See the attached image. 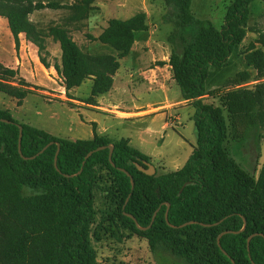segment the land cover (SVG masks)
<instances>
[{"label":"trees","instance_id":"obj_1","mask_svg":"<svg viewBox=\"0 0 264 264\" xmlns=\"http://www.w3.org/2000/svg\"><path fill=\"white\" fill-rule=\"evenodd\" d=\"M162 1L173 9L176 25L169 36L172 76L182 99L196 108L197 137L191 154L181 167L149 175L137 163L146 167L144 162H152L151 157L128 138L99 134L93 127L92 138L71 140L20 122L9 109L0 108V118L11 121H0V264H99L90 244L97 214L96 189L114 205L113 234L118 236L123 227L146 239L153 253L164 250L186 264H264V163L256 177L226 147L230 135L238 140L254 125L264 129V82L244 85L264 77V48H256L246 58L247 65L257 70L256 78L241 70L237 82L206 88L210 67H222L246 37L254 0H230L220 27L198 17L193 0ZM94 2L85 0L89 6ZM45 6L59 5L0 0V16L7 20L16 42L24 33L38 47L46 67L50 66L46 37L58 41L61 64L54 66L62 85L68 91L91 79L92 92L86 101L95 104L96 96L111 89L120 59L130 53L136 33L149 30L147 13L110 18L102 32L90 38L110 46L114 53H91L80 47L65 26L51 25L45 31L30 19L34 10ZM257 32V42L264 47V32ZM17 76V70L0 63V92L21 105L32 90L23 88L27 84L23 78L20 86L12 84ZM205 97L216 99L217 104ZM19 125L24 156L35 155L52 143L34 158H24L18 151ZM109 144L114 146L115 165L108 147L85 160L89 151ZM120 168L130 172L134 187ZM126 213L140 226L149 227L139 229ZM227 230L232 232L222 234L220 247L218 236Z\"/></svg>","mask_w":264,"mask_h":264},{"label":"rangeland","instance_id":"obj_2","mask_svg":"<svg viewBox=\"0 0 264 264\" xmlns=\"http://www.w3.org/2000/svg\"><path fill=\"white\" fill-rule=\"evenodd\" d=\"M65 3L57 8L46 9L40 17L42 29L45 31L54 23H63L67 14L81 10L94 17L95 24L85 23L71 24L70 33L74 40L85 51L91 53L111 52L113 49L97 40L91 39L94 33H98L112 17L128 18L139 11H145L148 15L150 30L137 32L138 36L148 33L152 40L159 45L146 47L159 52L160 59L151 60V54L146 52L143 58L131 52L120 59V68L114 76L115 97L125 99L129 105L139 107L157 106L169 101L182 99L179 85L174 81L171 69H166V61L171 49L169 36L176 30L173 21L172 8L162 0H95L89 6L85 0H62ZM230 0H193L192 8L198 17L210 19L216 27L224 22L226 5ZM249 30L241 44L234 49L228 61L222 67L211 66L206 81L207 90L237 82V73L248 70L252 77H257V70L248 66L246 58L251 56L256 48H264L257 42L260 29L264 32V0H254L250 3ZM88 19V18H87ZM157 25V26H155ZM54 43V41H53ZM52 45V44H51ZM157 49V50H156ZM163 52V54H162ZM159 66L161 68H159ZM144 70L142 75L141 70ZM17 76L12 84L20 86L21 80ZM47 78L44 75V79ZM57 82L59 78L56 76ZM24 79V78H23ZM25 80V79H24ZM26 81V80H25ZM27 84H31L26 81ZM258 82H264V77L252 80L244 85L252 86ZM24 85L29 92L21 105H17V99L6 93L0 92V108L9 109L15 119L23 123H29L44 129L59 137L76 139H89L93 136V124L97 127L111 126L109 133L113 138L130 135L136 146L134 136L137 134H125L126 125L131 124V131L136 133L142 129H160L161 125L168 121L169 126L161 134H152V142L144 147V151L152 153V163L158 172H167L181 167L192 152V145L196 143V126L194 114L196 111L193 103L180 102L172 108H166L152 115L130 120H120L112 114L84 107L65 100L56 99L46 92L44 85ZM166 84V89L162 87ZM48 89V88H47ZM92 92V81L86 79L79 86L74 87L70 94L77 100L86 101ZM108 95L104 94L102 98ZM49 98H54L50 99ZM206 101L217 100L205 97ZM130 131V130H129ZM150 134H146L148 137ZM226 147L236 161L248 172L258 176L264 163V129L254 125L248 129L242 139H234L229 136ZM96 218L91 228L90 244L96 249L99 264H186L180 258L170 253L159 250L156 253L150 251L147 240L133 235L129 230L121 227L120 233L113 234L111 229L114 209L113 203L106 198L101 189L95 190Z\"/></svg>","mask_w":264,"mask_h":264},{"label":"crops","instance_id":"obj_3","mask_svg":"<svg viewBox=\"0 0 264 264\" xmlns=\"http://www.w3.org/2000/svg\"><path fill=\"white\" fill-rule=\"evenodd\" d=\"M31 1L33 3L42 2L44 4L53 2V3L58 4L59 6L65 3L62 0H31ZM50 8H57V6L56 7L45 6L43 8L36 9L30 14V19L38 27L44 28L42 27V24L40 22V17L43 15L46 9H50ZM93 19L95 18L89 17L88 13H87V16H84L81 10H79V11L71 12L70 14H67L65 21L63 23L57 22V23H54L53 25H62L70 30L72 23L78 26L81 23L84 24L86 21V23H91V24L93 23L94 25L96 21L95 20L93 21ZM106 26L107 24L104 25V27ZM102 30L103 28L100 29L98 33H94V36H98L102 32ZM156 45H159V43L156 40H152L149 37L148 33L146 35H141V36H138V33H136V39L132 45L130 53L134 52L138 56L142 57L144 53L149 52L151 54V60L155 61L156 59L161 58L160 56H158L160 55L158 54L160 51L156 52L152 48L146 49V47H151V46H156ZM46 49L50 53V55L47 57V60L50 62L49 67H46L41 62L38 47L33 42L28 40L24 33L19 34L18 42H16L9 28L7 20L0 16V63L3 64L4 66L17 70L18 76L24 78L26 81L30 82L31 84L44 85L46 88L44 90L46 92H49L54 97H56V99L69 101V102L80 105V107L84 106V107L94 108V109L103 111L105 113L112 114L114 117L120 120H125V119L130 120L133 118H141L147 115L159 113L163 109L172 108L174 105L180 102L191 103V101L181 99L179 101H169L167 103L159 104L157 106H150L146 108L139 107L137 105H129L125 99H120V98L115 97L114 82H113L111 89L108 92L104 93V94H107L108 96L106 98H102L104 94L96 96L95 104L88 103L87 101H84V100H81V101L77 100L70 94L73 88L66 91L65 87L62 85V79L59 76L54 66L55 64H61L60 43L58 41H55L51 36H47L46 37ZM170 53H171V49H170ZM170 53L168 56H165V54L163 55L166 61H162L163 62L162 64H164L166 69L168 68L171 69V65L168 63ZM159 68L161 67L159 66ZM144 72L146 71L143 68V70H141L140 75H142ZM44 75H46L47 78L44 79ZM56 76L59 78V83L57 82ZM174 81L175 80L173 78V82ZM30 87L33 88V85ZM162 87L166 89L167 85L163 84ZM50 99H54V98H49V100ZM91 123L93 124V127H95L96 131L99 134H107L110 137H112L109 133L111 126L110 127L103 126L100 128V127H97L98 123L95 122L94 120L91 121ZM169 126H171V124L168 121H165V123L161 125L160 129L146 128V129L138 130L136 133H134L131 131L132 125L131 124L126 125L125 128H126L127 133L125 134H137L136 136H134V138H135V141L139 144V146L134 145L133 143L134 141L130 135H124L119 138H122V137L128 138L132 146L146 153L152 159V153L145 152L144 147H146L148 143L152 142V136H151L152 134H161L162 133L161 131H166V129ZM146 134H150V135L147 137ZM93 135H94V131H93ZM119 138H115V139H119Z\"/></svg>","mask_w":264,"mask_h":264},{"label":"water","instance_id":"obj_4","mask_svg":"<svg viewBox=\"0 0 264 264\" xmlns=\"http://www.w3.org/2000/svg\"><path fill=\"white\" fill-rule=\"evenodd\" d=\"M0 121H5V122H11L10 120H8V119H4V118H0ZM19 128H20V132H19V141H18V151H19V153L21 154V156H23L24 158H34L36 155H38V154H40L41 152H43L52 142H50V143H48L47 145H45L44 146V148H42L37 154H35V155H32V156H29V157H26V156H24L23 155V153H22V149H21V142H22V136H23V128H22V126L21 125H19ZM196 132H197V129H196ZM60 144L58 143V149H57V152H56V155H55V158H54V164H55V166L58 168V166H57V156H58V152H59V149H60V146H59ZM106 147H108L109 148V159H110V161L112 162V164L113 165H115L114 163H113V161H112V153H113V149H114V146H113V144H109V145H102V146H99V147H97V148H95L94 150H91V151H89L88 153H87V155L85 156V160L94 152V151H97V150H101V149H104V148H106ZM85 160L83 161V163L85 162ZM145 164H146V167L145 166H143V165H141V164H139V163H137V166H138V168L140 169V170H142L143 172H145V173H147V174H149V175H153V174H155L156 173V171H157V169H156V167L154 166V164L152 163V162H149V161H146V162H144ZM120 170H122V171H124V172H126L129 176H130V178H131V183H132V187H134V180H133V178H132V175L130 174V172L129 171H127L126 169H124V168H120ZM81 171V170H80ZM186 184V183H185ZM184 184V185H185ZM183 189V188H182ZM181 189V190H182ZM168 205H169V203H168ZM126 215H128L129 217H132L135 221H136V219H135V217L132 215V214H130V213H126ZM156 216V213H154V215H153V218H152V221L154 220V217ZM166 220H167V222L169 223V221H168V214H167V212H166ZM151 221V222H152ZM220 221H222V220H220ZM191 222H193V221H191ZM187 223H189V222H187ZM186 223V224H187ZM217 223H219V222H216V224ZM136 224H137V227L139 228V229H142V230H145L146 228H148V227H142V226H140L139 225V223L136 221ZM170 225H171V223H169ZM204 225H210V224H204ZM172 226H175V225H172ZM244 227H245V225L243 226V228L241 229V230H239V231H242L243 229H244ZM239 231H236V232H239ZM228 232H232V230H227V231H224V232H222L219 236H218V244H219V246L221 247V243H220V238H221V236H222V234H224V233H228ZM253 235H255V234H253ZM253 235H251V236H249L248 237V247H249V241H250V239H251V237L253 236ZM223 250V252L225 253V254H227L226 253V251L224 250V249H222ZM232 261H233V263H235V261L232 259Z\"/></svg>","mask_w":264,"mask_h":264}]
</instances>
